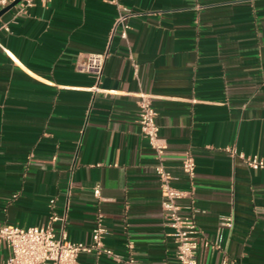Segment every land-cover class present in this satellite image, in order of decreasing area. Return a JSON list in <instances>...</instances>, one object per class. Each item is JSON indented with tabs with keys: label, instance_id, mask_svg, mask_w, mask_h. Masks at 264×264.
<instances>
[{
	"label": "crops",
	"instance_id": "1",
	"mask_svg": "<svg viewBox=\"0 0 264 264\" xmlns=\"http://www.w3.org/2000/svg\"><path fill=\"white\" fill-rule=\"evenodd\" d=\"M24 2L0 10V225L56 216L58 236L91 244L101 215L116 254L176 264L157 160L137 122L148 94L171 185L188 193L180 213L208 243L198 263L264 264V169L226 151L264 157V0H120L134 13L128 40L114 32L112 0H36L21 12ZM102 53L100 78L81 71ZM9 255L0 245V262ZM78 264L123 263L83 254Z\"/></svg>",
	"mask_w": 264,
	"mask_h": 264
},
{
	"label": "built area",
	"instance_id": "2",
	"mask_svg": "<svg viewBox=\"0 0 264 264\" xmlns=\"http://www.w3.org/2000/svg\"><path fill=\"white\" fill-rule=\"evenodd\" d=\"M16 0H0V10L6 8ZM36 0H25L21 12H25L34 5ZM48 4L51 0H40ZM120 10L119 17L114 26V32L118 31L123 40H128L131 30L130 19L134 13L124 8L120 0H112ZM7 29V28H6ZM108 54H89L81 71L101 77ZM135 70L138 69L134 65ZM137 122L142 136L147 140L153 150L157 165L155 172L162 183V211L167 227L177 246L176 264H199L198 250L202 242L195 220L183 216L180 213V200L187 197L188 193L176 189L171 185L172 176L166 168V143L160 136V127L157 122V111L154 108L152 97L148 94H140L138 101ZM232 157L239 158L250 169H264V157L259 155L247 156L233 148L226 150ZM183 172L193 180L196 174V162L193 156L187 155L182 162ZM100 189H95V195L99 196ZM59 218L52 216L46 225L22 228L14 225H0V245H4L10 252L9 257L0 264H78V259L83 254H97L110 257L113 261L123 264H140L134 257L124 258L116 254L104 244L107 233L104 226V218L99 215L92 232V243L69 242L64 235L58 236L52 224ZM233 219H222V225L232 228ZM220 264H234L224 255Z\"/></svg>",
	"mask_w": 264,
	"mask_h": 264
},
{
	"label": "water",
	"instance_id": "3",
	"mask_svg": "<svg viewBox=\"0 0 264 264\" xmlns=\"http://www.w3.org/2000/svg\"><path fill=\"white\" fill-rule=\"evenodd\" d=\"M20 1H21V0H16V1H15V2H13V3H12L10 6H8V7H7V9H8V8H10L11 6H13V5H15V4H17V3H19Z\"/></svg>",
	"mask_w": 264,
	"mask_h": 264
}]
</instances>
